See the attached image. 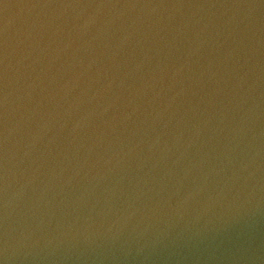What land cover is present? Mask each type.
I'll list each match as a JSON object with an SVG mask.
<instances>
[{
  "label": "water",
  "instance_id": "95a60500",
  "mask_svg": "<svg viewBox=\"0 0 264 264\" xmlns=\"http://www.w3.org/2000/svg\"><path fill=\"white\" fill-rule=\"evenodd\" d=\"M0 264H264V0H0Z\"/></svg>",
  "mask_w": 264,
  "mask_h": 264
}]
</instances>
